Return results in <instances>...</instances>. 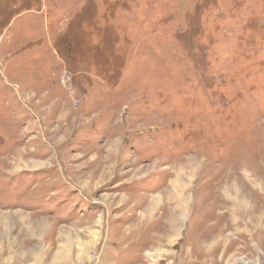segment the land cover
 <instances>
[{
    "label": "rangeland",
    "instance_id": "1",
    "mask_svg": "<svg viewBox=\"0 0 264 264\" xmlns=\"http://www.w3.org/2000/svg\"><path fill=\"white\" fill-rule=\"evenodd\" d=\"M0 264H264V0H0Z\"/></svg>",
    "mask_w": 264,
    "mask_h": 264
}]
</instances>
